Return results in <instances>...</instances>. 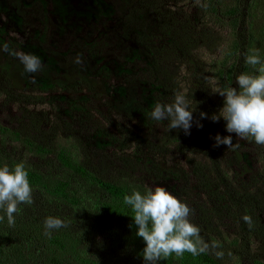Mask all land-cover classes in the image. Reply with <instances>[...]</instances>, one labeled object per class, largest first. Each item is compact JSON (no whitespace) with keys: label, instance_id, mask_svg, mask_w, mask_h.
Here are the masks:
<instances>
[{"label":"rangeland","instance_id":"374dc122","mask_svg":"<svg viewBox=\"0 0 264 264\" xmlns=\"http://www.w3.org/2000/svg\"><path fill=\"white\" fill-rule=\"evenodd\" d=\"M16 1L21 13L18 18L12 6L11 16L7 15L8 9L4 10V1L0 0V49L6 46L4 51L9 53L7 41L14 38L17 46L10 52L13 57L19 53L38 56L41 70L49 78L82 72L98 84L96 90L79 82L60 87L40 73V81L34 78L33 87L24 88L18 81L22 89L14 92L9 89L8 76L0 75L2 128L29 137L40 133V128V141L67 146L77 161L89 159L104 177L114 176L119 167L131 163L137 175L145 172L141 179L147 189L164 186L186 203L192 223L200 226L197 211H203L202 231L210 229L228 241L242 234L245 215L230 218L228 206L242 192H261L262 188L251 184V176L264 166L258 161L262 145L233 133L232 147L221 145L215 151L202 145L201 140H195L200 146L194 148L189 147L193 141L164 148L170 121H155L148 116L155 103L171 104L177 95H184L190 110H194L189 140L206 136L212 140L210 135H217L214 125L200 130L196 127L198 123H214V106L224 99L215 92L220 90L218 83L207 72L209 62L223 54L230 31L223 23L214 26L213 16L205 15L206 0H44L43 12L40 0ZM232 2L220 0V5ZM249 17L251 32L257 38L252 54L258 52L264 61V0H253ZM199 18H205L207 27L196 23ZM248 32L244 27V34ZM180 35L186 37L185 49L176 46ZM257 69V75L261 74ZM114 104L116 108L110 109ZM201 112L207 117L202 118ZM118 124L132 134L143 135L148 138L144 143L163 151L145 149L147 145L141 149L137 145L119 148L121 140L114 130ZM181 130L177 128L175 133L186 135ZM4 144L11 162L35 160L10 138ZM6 148L0 146L4 153ZM235 150L242 156L240 161ZM212 159L220 168L219 177L211 168ZM108 160L114 166H105ZM120 160L123 164L118 163ZM102 165L110 169L104 171ZM148 169L153 171L148 173ZM202 172L213 183L215 177L221 178L230 187L213 188L202 179ZM259 244L256 240L249 246L252 256L235 258L237 264H264Z\"/></svg>","mask_w":264,"mask_h":264},{"label":"trees","instance_id":"16d2710c","mask_svg":"<svg viewBox=\"0 0 264 264\" xmlns=\"http://www.w3.org/2000/svg\"><path fill=\"white\" fill-rule=\"evenodd\" d=\"M232 1L230 5L222 6L220 0H206L203 3L205 15L213 16L212 24L217 26L216 24L223 23L230 31V39L222 49L223 54L218 59L211 60L208 65L207 75L218 83L220 90L228 87L238 88L235 78L242 72L257 75V67L246 63V57L252 55L253 45L257 42L256 36L251 32L249 17L253 0ZM196 23L207 27L205 18H199ZM244 27L249 28L246 35ZM185 39V36L180 35L176 39L179 41L176 46L185 49ZM262 43L264 44V38ZM2 69L5 68L2 66ZM26 81L31 83L28 78ZM68 82L75 81L69 77ZM89 83L95 84L90 81ZM222 106L223 101L217 102L214 106L217 112L213 114H218ZM218 123L219 125H216ZM218 123L203 122V127L196 129H207L214 125V129L218 128L217 134L224 136L225 121L221 118ZM167 127V134L163 139L164 148L169 145L183 146L189 141H193L189 147L200 146L195 140H201L202 145L205 144L208 149L214 151L221 146H215L214 135L209 134L212 140H208L207 136L204 139L189 140L188 135L178 134L175 133L176 129H170L169 123ZM117 128L120 126H115V129ZM38 129L40 133L36 132V136L29 137L6 131L0 125L2 148H6L4 141L10 138L18 143L24 152L35 157L32 162L17 161L23 163L29 173L33 203L18 205V212L14 213L15 223L12 225L0 209V217H3L0 219V264H147L142 257L144 242L136 235V226L131 217L133 211L124 202V197L133 191L145 193L148 190L141 179L145 172L140 169V174L137 175L135 166L127 163L119 165L121 167L114 176L104 177L102 171L92 166L93 163L89 159L77 161L67 146L50 145L45 140L40 141L43 136L40 128ZM117 133L121 140L119 148L137 145L138 149H141L147 145L145 149L158 153L163 151L153 144L144 143L148 138L143 135L132 134L131 131L123 129L117 130ZM247 140L254 141L251 137H247ZM260 150L258 161L264 165V145ZM235 154L240 161L241 154L237 150ZM118 163L123 164L121 160ZM211 163V168L217 171L216 175L219 177L220 168L217 162L212 159ZM5 164L9 167L16 164L11 162L7 148L6 153L0 150V166ZM105 166L112 167L114 163L108 160ZM105 166L102 165L104 171L110 169ZM152 171L153 169L147 170L148 173ZM200 174L202 179L215 189L223 187L226 190V187H230L225 185L221 178L215 177L214 184L210 176L207 178L203 172ZM251 184L262 188L261 192H242L238 197L232 198V203L228 206L230 218L240 214L251 217V226L245 221L242 222L241 225L246 227L242 234L228 241L219 234L215 235L210 229L202 231L203 211H197L200 237L208 244L207 251L196 255L190 252H184L182 255L173 253L159 260L157 264H237L239 260L235 258L240 259L247 254L252 256L249 246L256 240L260 242L261 254L264 257V166L256 173L253 172ZM248 188L251 189L249 186ZM49 216L62 219L66 227L53 229L50 235L46 234L44 221ZM210 218L215 217L211 215ZM218 252H222L223 256L218 257Z\"/></svg>","mask_w":264,"mask_h":264},{"label":"clouds","instance_id":"9594fccd","mask_svg":"<svg viewBox=\"0 0 264 264\" xmlns=\"http://www.w3.org/2000/svg\"><path fill=\"white\" fill-rule=\"evenodd\" d=\"M4 50H7L6 46ZM17 58L24 65L26 73H35L42 66L40 58L34 54L19 53ZM246 63L259 65L257 71L261 74L242 72L235 78L238 88L215 91L224 99L222 108L211 119L218 122L222 118L225 130L229 133L214 137L217 147H232L233 133L241 138L251 137L257 144L264 145V61L258 52H254L246 57ZM193 111L189 110L186 96L177 95L171 104L155 103L148 116L155 121H170V129H183L187 135L192 127ZM200 115L202 118L207 117L203 112ZM197 127L202 128L203 125L198 123ZM28 176L23 163H16L14 167L6 164L0 166V209L4 211L10 225L15 223L14 213L18 212V205L33 203V190ZM124 202L133 211L131 217L136 226V235L144 242L142 257L147 264H157L173 253L182 255L190 252L196 255L207 251L208 244L200 237L199 226L189 220L190 208L166 187L158 185L145 193L133 191L124 197ZM243 220L251 226L250 216L245 215ZM44 227L46 234L50 235L51 230L66 225L62 219L49 216L44 221ZM216 255L222 257L223 253L218 252Z\"/></svg>","mask_w":264,"mask_h":264},{"label":"flooded vegetation","instance_id":"af4514ba","mask_svg":"<svg viewBox=\"0 0 264 264\" xmlns=\"http://www.w3.org/2000/svg\"><path fill=\"white\" fill-rule=\"evenodd\" d=\"M4 2V10L5 8H7V15L11 16L10 14V10L9 8H14L16 10V12L14 11V16L15 17H21V13L18 12V1L16 0H3ZM40 6L42 8V12L44 11L45 9V1L44 0H40ZM13 9V10H14ZM7 45L8 47L10 48V52L12 51V49L14 50L16 48V40L14 38H9V40L7 41ZM5 53L4 50H1L0 49V75H2L3 77L5 76V74L8 76V79L10 81V87L9 89L14 91V92H17V91H20L22 89V87H20V84L18 83V81L20 83H23L24 85V88L26 87V85H29L31 87H33L31 85V83L33 82L34 78H37V76L40 75L41 73V76H45L49 81H50V84H53V85H59L60 87H71V86H75L77 84V82H79L82 86H89L91 89H95L96 90V86H97V81L96 79H93L91 77H88L86 75H84L82 72L80 73H76V74H73V75H69V73H65L63 74V76L61 77V79H54L50 76H48V74L44 71V70H38L37 72L35 73H26L25 70H24V65L19 61V59L13 57V55L11 53ZM3 64V65H2ZM2 66L5 68L4 70L2 69ZM6 70V72H5ZM68 76V78L70 77L71 79H73V81H75L74 83H67L68 81V78H66ZM26 78L29 79V81L31 82L30 84L26 81ZM87 79V81L85 80ZM40 81V78H37L36 81ZM82 80V81H81ZM59 81L61 83H59ZM90 82H94L95 84H90ZM102 85H103V82L101 81ZM18 87V88H16ZM102 87L104 88H107L105 85H103ZM99 88V87H98ZM88 89V87L86 88ZM102 89V88H100ZM99 89V90H100ZM8 91L9 95H11V91ZM101 94V92H100ZM16 95V94H15ZM98 99H99V94H98ZM122 105V104H121ZM76 109H80V106H72ZM112 108H116V104H114L113 106L110 107V109ZM117 109L120 110V106L118 107L117 106ZM119 125V124H118ZM117 125V126H118ZM115 126V125H114ZM120 126V125H119ZM119 129H122V127L120 126V128H117V129H114L116 132L117 130ZM124 131V130H123ZM120 137V136H118Z\"/></svg>","mask_w":264,"mask_h":264}]
</instances>
